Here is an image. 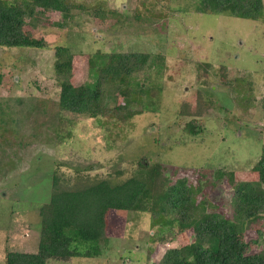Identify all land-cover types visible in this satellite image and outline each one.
Returning a JSON list of instances; mask_svg holds the SVG:
<instances>
[{
	"label": "rangeland",
	"instance_id": "rangeland-1",
	"mask_svg": "<svg viewBox=\"0 0 264 264\" xmlns=\"http://www.w3.org/2000/svg\"><path fill=\"white\" fill-rule=\"evenodd\" d=\"M196 1L71 0L84 10L75 9L65 18L38 9L23 25L25 35L45 48L0 47V99L7 101L18 123L17 132H8L0 147V264L9 252L35 253L48 242L53 171L71 183L80 176L86 182L123 181L134 173L133 161L145 156L152 165L163 163L170 176L175 168L212 166L234 171L237 182L258 180L254 166L264 147V111L256 101L264 100V19L201 14ZM60 46L73 53L76 86L89 83V57L98 50L161 56L156 108L126 123L62 114L54 69ZM231 80L233 94L223 85ZM202 91L212 94L217 106L201 118L183 115L182 105L193 112ZM121 94L115 97L122 104ZM61 117L72 120L70 137H61ZM190 122L202 129L198 136L185 130ZM190 179L197 185L196 175ZM199 197L213 206L224 203L231 214L226 180L203 187ZM136 217L108 211L100 257L53 259L49 264H157L167 250L194 241L188 230L168 243L158 242L159 229L150 216ZM258 230L264 234V215L246 240L257 238ZM261 247L252 244L251 251Z\"/></svg>",
	"mask_w": 264,
	"mask_h": 264
},
{
	"label": "trees",
	"instance_id": "trees-1",
	"mask_svg": "<svg viewBox=\"0 0 264 264\" xmlns=\"http://www.w3.org/2000/svg\"><path fill=\"white\" fill-rule=\"evenodd\" d=\"M38 9H50L65 18H71L75 9L84 10L73 5L71 0H0V47L45 48L22 31L25 22L36 17ZM195 10L201 14H227L259 21L264 19V0H197ZM54 56L62 114L91 119L115 118L126 123L156 108L161 95L159 84H155L161 75V56L98 50L89 57L90 81L80 86L74 85L72 79L74 56L71 49L57 47ZM141 75H144L143 80ZM2 80L0 75V84ZM233 81L238 88L234 77ZM233 81L223 84L231 94L236 91ZM119 91L122 104L115 97ZM212 96L207 91L199 92L194 111L182 105L181 113L196 118L205 116L216 105ZM256 102L264 111V100ZM63 118L59 119L58 130L64 131L61 137L67 138L71 135L67 126L72 120ZM17 128L10 106L0 99V147L7 133L14 134ZM185 130L192 136L202 132L194 122ZM145 159L143 156L133 161L134 173L116 182L99 178L86 182L80 176L71 183L53 171L48 242L40 244L35 253L9 252L5 264H49L53 259L100 257L106 243V215L110 210L126 211L134 219L139 214L149 215L151 225L159 229L153 239L161 243H168L185 231H193L191 244L167 250L157 264H264L263 232L258 230L257 238L246 240V234L264 215V147L254 166L258 180L250 182H237L234 171L212 166L193 170L182 167L183 171L175 168L170 176L163 163L152 165ZM192 174L196 175L197 185L190 182ZM225 180L231 186V214L224 209V203L213 206L207 198H198L203 187H216ZM252 244L262 246L261 250L252 252Z\"/></svg>",
	"mask_w": 264,
	"mask_h": 264
}]
</instances>
